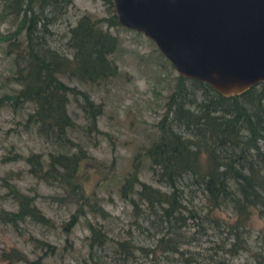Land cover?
Listing matches in <instances>:
<instances>
[{
  "label": "rangeland",
  "instance_id": "rangeland-1",
  "mask_svg": "<svg viewBox=\"0 0 264 264\" xmlns=\"http://www.w3.org/2000/svg\"><path fill=\"white\" fill-rule=\"evenodd\" d=\"M5 1L0 0V33L16 28L20 18V12L14 15L7 12ZM20 4H29V11L39 21L36 32L59 55L68 58L76 44L97 54L103 63L98 67L101 76L97 75L94 81L67 71L56 73L68 118L67 124L58 131L42 119L40 106L33 99L19 95L15 100L14 95L22 87L21 79L15 75L20 56L0 39V207L15 211L18 203L29 199L52 223L40 224L27 214L7 220L0 218V264H7L2 249L18 252L21 259L15 264H33L31 260L35 258L37 264H171L170 259L166 263L167 254L157 244L158 228L149 223L145 214L136 213L132 202L136 196L133 194L131 200L119 196L118 178L137 159L139 181L169 190L166 183L157 179L160 168L147 150L163 136L172 138L168 141L179 146L181 154L188 153L189 136L198 134L201 127L203 132L208 131L204 113L207 111L213 123L227 116L228 108H223L225 98L232 94L204 89L190 77L182 78L178 84L177 72L148 37L107 22L106 0H21ZM41 21L46 24L43 29L39 28ZM80 24H90V31L82 37H87L90 44L95 43L93 50L88 42L80 40L77 29ZM172 92L178 108L166 112L167 97ZM189 113L197 115L195 122L186 119ZM238 121V144L242 145L248 140L249 130L245 119ZM256 129L264 136V126ZM255 142L264 155V137H256ZM233 148L227 147L228 152ZM78 150L91 157L78 168L79 180L84 181L85 192L106 213L103 219L96 216L90 220L100 225L108 236L122 237L133 244L132 253L126 257L111 254L107 246L96 248L88 255L87 214H79L67 230L60 225L73 211L74 204L69 201L63 183L47 174L43 165L46 170L64 172L56 155ZM33 152L41 169L26 161L28 153ZM255 165L257 174L264 179V157ZM172 177L182 213L186 216L189 212L195 213L193 217H186L178 228L176 248L182 250V256L194 257L191 264L218 258L233 264H253L256 260L264 264L260 213L252 214L250 225L245 228L228 226L225 221L233 219L231 211L227 205L220 204L207 214L221 219L209 220L205 213L210 207L188 170ZM139 206L143 207V203L139 202ZM38 240L47 241L53 249L45 250Z\"/></svg>",
  "mask_w": 264,
  "mask_h": 264
},
{
  "label": "trees",
  "instance_id": "trees-1",
  "mask_svg": "<svg viewBox=\"0 0 264 264\" xmlns=\"http://www.w3.org/2000/svg\"><path fill=\"white\" fill-rule=\"evenodd\" d=\"M20 2L21 0L5 1L4 6H6L7 12L12 15L20 12V18L16 28L0 33V39H4L8 49H15V55L20 56V61L16 63L15 75L21 79L22 87L18 94L14 95L15 100L20 98L19 95L33 99V102L40 106L42 119L49 121L50 125L60 131L61 127L67 124L68 118L63 110L64 96L56 73L59 70L67 71L81 79L94 81L99 75L98 67L103 62L97 54L81 48L74 42L75 45L72 46V52L68 58L62 54L59 55L50 46L45 45L42 34L36 32L39 21L29 11V4L22 6ZM106 2L109 6L106 20L109 24H117L111 1L106 0ZM27 11L28 17L26 16ZM44 26H46L45 22L41 21L39 28L43 29ZM77 29L81 35L80 40L87 43L88 38H84L82 35L87 30L90 31V24H80ZM88 43L92 49L95 43ZM177 78L179 84L184 77L178 75ZM191 80L200 83L204 89L211 88L206 82L194 78ZM174 96L175 92L168 95L166 112L168 110L173 112L178 108V104L174 102ZM205 106L203 104L206 111ZM223 108H228V115H224L216 123H213L207 115V111L204 113L208 131L203 132L201 127L198 128V134L189 136L191 150L188 153L181 154L180 147L168 141L172 138L166 139L163 136L159 142L147 150L152 161H156L160 168L157 179L166 183L170 187L169 190L139 181L136 177L137 159H135L136 161L132 160L130 169L118 178L119 196L131 200L134 194L136 200H132V202L136 213L145 214L149 223L158 228L159 233L156 241L162 251L167 254L166 263L169 259L171 264H191L195 260L194 257L188 255L182 256L180 254L182 250L176 248L175 238L179 234L178 228L184 224L186 217L195 216L193 212H189L187 216L182 213L181 201L175 182L173 183L172 176L184 169L188 170L204 193L205 201L210 207L205 213L209 220L218 222L221 219L207 213L217 205L223 204L229 207L233 218L228 222L225 221L228 226H249L252 214L260 213L263 221H261L259 229L264 233V194L262 192L264 179L260 178L255 168V164L264 157L255 142L256 137H264L256 129L257 126H264V86L261 83L252 84L238 94L226 96ZM196 118L197 115L189 113L186 119L195 122ZM240 118L246 120L244 123L249 130L248 140L242 145L238 144L239 138L236 130ZM230 146H234V148L228 152L227 147ZM36 156L37 154L34 152L28 153L27 159H24L30 165L41 169L42 165ZM56 157L60 159L58 163L61 162L60 164L64 166V172L55 169L46 170L44 165L43 169L51 177L57 178L63 183L69 201L74 204L73 211L60 224L62 229L67 230V227L77 220L79 214H87L85 226L88 232L86 237L88 255L93 254L90 251H94L96 248L101 249L103 246H107L111 254L117 253V256L121 257L132 253L133 244L129 240L108 236L100 228V225L90 220V217L95 218L96 216L103 219L106 214L97 200L92 196L89 197L85 192L87 190L83 184L84 181L79 180L77 174L81 163L91 157L80 150L69 151L66 154L60 153ZM47 164L51 166L49 162ZM135 184H138L137 188L134 187ZM139 202L143 203V207L139 206ZM24 214L40 224L52 225L50 219L40 212L29 199L18 203V208L15 211L0 207V218L6 220ZM232 229L235 230V228ZM149 232L151 234V231ZM38 243L44 246L47 251L53 249L47 241L38 240ZM231 246L235 247L233 244ZM1 252H3V259L7 261V264H15L21 259L15 250L5 251L2 249ZM168 253L174 254L169 255ZM198 262H200L199 264H233L224 258H218L211 262L207 260ZM31 263L37 264L38 259L31 260ZM253 264H260V262L256 260Z\"/></svg>",
  "mask_w": 264,
  "mask_h": 264
},
{
  "label": "water",
  "instance_id": "water-1",
  "mask_svg": "<svg viewBox=\"0 0 264 264\" xmlns=\"http://www.w3.org/2000/svg\"><path fill=\"white\" fill-rule=\"evenodd\" d=\"M117 24L148 37L178 75L222 94L264 86V0H110Z\"/></svg>",
  "mask_w": 264,
  "mask_h": 264
},
{
  "label": "flooded vegetation",
  "instance_id": "flooded-vegetation-1",
  "mask_svg": "<svg viewBox=\"0 0 264 264\" xmlns=\"http://www.w3.org/2000/svg\"><path fill=\"white\" fill-rule=\"evenodd\" d=\"M236 94H238V93H236Z\"/></svg>",
  "mask_w": 264,
  "mask_h": 264
}]
</instances>
